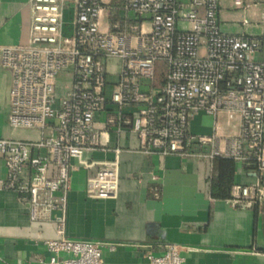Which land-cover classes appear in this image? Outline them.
Wrapping results in <instances>:
<instances>
[{"label":"built area","instance_id":"obj_1","mask_svg":"<svg viewBox=\"0 0 264 264\" xmlns=\"http://www.w3.org/2000/svg\"><path fill=\"white\" fill-rule=\"evenodd\" d=\"M232 1L244 12L260 7L258 22L241 21L259 25L258 33L224 32L221 0H29L26 42L0 46V67L11 73L8 124L41 136L0 138L6 170L0 189L18 195L31 221L54 224L55 235L42 239L46 264H103L102 249L116 246L66 235L72 160L88 171L89 196H117L118 162L84 158L107 149L110 132L135 133L143 154L251 165L256 181L232 184L227 201L238 208L261 204L264 0ZM197 114L213 119L209 133L191 130ZM159 246L156 254L153 244L143 245L146 264L183 263L178 245Z\"/></svg>","mask_w":264,"mask_h":264},{"label":"crops","instance_id":"obj_2","mask_svg":"<svg viewBox=\"0 0 264 264\" xmlns=\"http://www.w3.org/2000/svg\"><path fill=\"white\" fill-rule=\"evenodd\" d=\"M72 12V8L65 10L68 24ZM115 18L113 15L110 20ZM29 20V0H0V46L25 43ZM237 33L253 32L233 34ZM110 70L113 73L118 68L112 65ZM157 76H162L160 68ZM64 79L61 75L60 80ZM10 85V71L0 67V138L38 139L39 130L13 129L8 124ZM103 120L104 113L96 114L97 124ZM212 126L210 116L197 114L190 127L195 133H209ZM46 131L52 132L50 128ZM108 146L88 151L84 158L118 162L117 196H89L88 171L72 160L75 168L66 216L68 237L116 243L114 250L102 249L103 264H146L143 245L153 244L154 253L160 254L159 244L163 243L180 247L182 264H264V196L260 205L238 208L229 204V196L221 197L223 186L213 190L217 178L223 176L231 185L255 182L253 166L234 160L220 163L143 154L136 134L127 130L110 132ZM5 177L4 162L0 160V180ZM226 189L228 184L224 191L228 193ZM54 235L52 222L31 221L18 195L0 189V264H46L49 254L42 239Z\"/></svg>","mask_w":264,"mask_h":264},{"label":"rangeland","instance_id":"obj_3","mask_svg":"<svg viewBox=\"0 0 264 264\" xmlns=\"http://www.w3.org/2000/svg\"><path fill=\"white\" fill-rule=\"evenodd\" d=\"M221 9L219 11V20L221 29L224 32L235 33L242 30L246 32L258 33L260 31L259 25L246 26L242 25L241 21L246 17L251 23L258 22L257 14L260 11V7L249 8L244 12L241 8L236 7L232 0H221ZM254 12V14H253Z\"/></svg>","mask_w":264,"mask_h":264},{"label":"trees","instance_id":"obj_4","mask_svg":"<svg viewBox=\"0 0 264 264\" xmlns=\"http://www.w3.org/2000/svg\"><path fill=\"white\" fill-rule=\"evenodd\" d=\"M215 162L217 161V162H220V163H228V162H230V161H232V159H229V158H224V157H216V158H214L213 159ZM228 184V189H226V190H228V193L226 192H224L225 191V186ZM220 186H223L222 187V195H221V197H223V198H226V197H228L229 196V190H230V187H231V181L230 180H228V178L226 177V176H223V177H219V178H217V180H216V184H213V190L216 188H220ZM218 195V194H217Z\"/></svg>","mask_w":264,"mask_h":264},{"label":"water","instance_id":"obj_5","mask_svg":"<svg viewBox=\"0 0 264 264\" xmlns=\"http://www.w3.org/2000/svg\"><path fill=\"white\" fill-rule=\"evenodd\" d=\"M149 15H147V17H148Z\"/></svg>","mask_w":264,"mask_h":264}]
</instances>
